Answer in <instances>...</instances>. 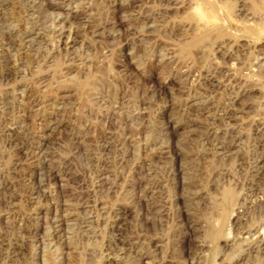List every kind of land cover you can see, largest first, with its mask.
I'll return each instance as SVG.
<instances>
[{
  "label": "rangeland",
  "instance_id": "374dc122",
  "mask_svg": "<svg viewBox=\"0 0 264 264\" xmlns=\"http://www.w3.org/2000/svg\"><path fill=\"white\" fill-rule=\"evenodd\" d=\"M59 1L0 0V264H255L264 0H216L229 25L191 57L194 0ZM226 39L248 49L222 55Z\"/></svg>",
  "mask_w": 264,
  "mask_h": 264
},
{
  "label": "bare ground",
  "instance_id": "6f19581e",
  "mask_svg": "<svg viewBox=\"0 0 264 264\" xmlns=\"http://www.w3.org/2000/svg\"><path fill=\"white\" fill-rule=\"evenodd\" d=\"M50 1V0H49ZM59 1V0H58ZM67 1V0H66ZM221 1V0H219ZM60 2L59 1L56 5L60 6ZM242 2V1H241ZM219 3V2H218ZM240 3L238 2V5ZM244 4V3H243ZM243 4H241L242 6L238 7L239 9L242 7L243 9ZM28 5V4H27ZM53 5V4H52ZM169 5V4H168ZM193 5H195L194 7V16H193V22L190 24V27L192 26V32L193 37L190 39V41L186 42L184 45H182L181 47V51L186 57H191L192 56V52H191V48H194L195 50L197 49V51H199L201 54L204 52H206L208 50V42L210 41H214V40H219L223 38L224 35V31L226 29V25L228 24V20L226 18V15L221 13L218 14L216 12V10L218 9L217 6V1L216 0H194ZM61 7V6H60ZM171 7V6H170ZM55 8V7H54ZM237 10L238 12H240V10ZM59 9V8H58ZM241 13V12H240ZM239 14V13H238ZM235 15H237V13H235ZM61 18V17H60ZM239 18V17H238ZM262 19V18H261ZM58 20V19H57ZM57 22V21H56ZM62 22V21H61ZM10 25V24H9ZM24 25V24H23ZM14 25L12 24V27ZM148 26V25H147ZM12 27L9 26V28L12 29ZM16 27V26H15ZM15 27L12 30H16ZM54 27H57V34L56 37L59 41V43H62L63 45L68 46L69 44L73 45V41H75L74 39H72L73 37L71 36V32L68 31L67 33H64V28L62 26V24L60 25H56ZM153 27V25H152ZM245 27V26H244ZM23 28V27H22ZM28 28V27H27ZM148 28H150V26H148ZM18 29V27H17ZM55 29V28H54ZM189 29V28H188ZM49 30V29H48ZM191 32V33H192ZM20 33V32H19ZM226 33V32H225ZM256 34V30H254V32ZM254 35H245L247 36L250 41L254 42L257 40V37ZM53 36V35H52ZM37 37L39 36V33H35L33 35H31L30 29H23L20 36H19V48H21L22 50H24V52L29 51L35 44L36 42L39 40H37ZM227 40V39H226ZM248 42V41H247ZM247 42H243V43H238L237 40H233L231 41H223L221 43H218L216 45L217 48V52H221L222 51V55H227L229 57L233 56V54H238V52L243 51L244 49L247 48ZM38 44V43H37ZM36 44V45H37ZM72 45H70V47H72ZM54 48V47H53ZM76 49V48H75ZM210 49V48H209ZM248 49V48H247ZM250 49V47H249ZM211 51V49H210ZM248 51V50H246ZM250 51V50H249ZM248 51V52H249ZM214 51H212L213 53ZM245 52V51H243ZM247 52V53H248ZM246 53V54H247ZM37 54V53H36ZM236 54V55H237ZM241 54V53H240ZM183 55V56H184ZM235 55V56H236ZM239 55V54H238ZM245 55V53H244ZM221 56V55H220ZM224 57V56H223ZM263 59V61L261 60ZM258 59L255 63V65L253 67L256 68V70L258 69H263L264 68V57ZM251 69V68H250ZM254 70V71H256ZM253 71V72H254ZM259 71V70H258ZM257 72V71H256ZM248 73V72H247ZM258 73V72H257ZM264 73V72H262ZM254 74H256L254 72ZM258 75V74H257ZM264 75V74H263ZM262 86V85H261ZM261 92H263L264 94V87L262 86V89L260 90ZM23 93V92H22ZM21 98V97H20ZM202 103V102H201ZM200 103V104H201ZM54 104V103H53ZM198 104V103H197ZM193 105V104H192ZM205 105V104H204ZM30 106V105H29ZM191 106V105H190ZM196 106V104H195ZM192 106V107H195ZM216 108V107H215ZM209 111L208 107L204 108L202 107L200 109V107H197L194 112L195 114L199 115L200 111ZM202 112V113H203ZM223 114V113H222ZM213 115V114H212ZM224 115V114H223ZM228 115V114H227ZM207 116V115H206ZM225 116V115H224ZM21 117V116H20ZM230 117V115H229ZM209 118V117H208ZM213 118V117H212ZM226 118V117H225ZM236 118V117H235ZM9 128V127H8ZM209 139V138H208ZM228 147V146H227ZM213 151L216 155L220 156L221 158H224L225 153L227 152L226 148H224L222 146V144H216L213 148ZM27 152V151H26ZM230 153V152H229ZM235 198V197H234ZM253 200V199H252ZM243 201V200H242ZM234 202V201H233ZM245 202V200H244ZM66 203V202H65ZM232 206V205H231ZM240 209V208H239ZM70 212V211H69ZM74 212V211H73ZM233 212V211H232ZM228 218L230 216V214H228ZM63 217V216H62ZM61 217V218H62ZM60 218V217H59ZM91 223V222H90ZM57 224V223H56ZM55 224V225H56ZM36 225V224H35ZM54 225V227H55ZM58 226V225H57ZM260 226V225H259ZM87 227V226H86ZM261 227H259L260 229ZM24 229V228H23ZM65 229V228H64ZM253 229V228H251ZM256 229V228H255ZM247 231V232H246ZM245 231V237L241 238L240 240V245H245L246 250H248V252L246 253V255L248 256V259L250 257H253L255 264H264V227L261 228V231H256V230H246ZM252 232V233H251ZM32 233V232H31ZM230 233V232H229ZM222 236V226L219 225L218 229L216 230V232H214V234L212 235V237L214 238H218ZM229 236H227L226 240L229 239ZM48 237V236H47ZM243 237V236H242ZM234 238V237H233ZM225 240V241H226ZM225 244V243H224ZM55 245V244H54ZM51 246V245H49ZM18 252V251H17ZM242 253V252H241ZM244 253V252H243ZM153 255V254H152ZM242 255V254H241ZM244 255V254H243ZM242 255V256H243ZM244 260V259H243ZM252 262V261H251ZM157 264V263H156ZM159 264V263H158Z\"/></svg>",
  "mask_w": 264,
  "mask_h": 264
},
{
  "label": "clouds",
  "instance_id": "9594fccd",
  "mask_svg": "<svg viewBox=\"0 0 264 264\" xmlns=\"http://www.w3.org/2000/svg\"><path fill=\"white\" fill-rule=\"evenodd\" d=\"M44 4H45V0H33V4L30 5V7L32 8V11L36 13L37 16H39L46 11ZM60 6L64 7L65 5L61 2ZM67 7L72 8L74 10L86 9L90 7H96L99 9L104 7V5L102 3L95 4L93 0H69Z\"/></svg>",
  "mask_w": 264,
  "mask_h": 264
}]
</instances>
